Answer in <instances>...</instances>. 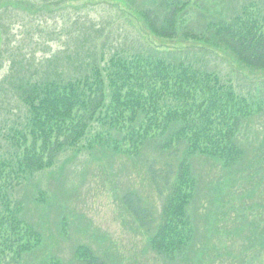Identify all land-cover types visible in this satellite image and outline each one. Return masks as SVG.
<instances>
[{
	"label": "trees",
	"instance_id": "trees-1",
	"mask_svg": "<svg viewBox=\"0 0 264 264\" xmlns=\"http://www.w3.org/2000/svg\"><path fill=\"white\" fill-rule=\"evenodd\" d=\"M112 1L120 8L127 6L148 35L177 43L206 42L241 68L264 70V0L240 4L232 0V9L225 13L218 6L210 13L206 7L204 13L199 6L197 18L189 15L190 0ZM191 19L198 27H190ZM150 40L149 51L115 50L106 56L95 50L98 58H74L75 63L70 62L63 72L55 70L58 58L48 60L42 73L20 60L10 63L0 88L6 91L11 85L17 109L21 106L24 113L17 122L18 112L6 110L11 123L7 127L3 121L5 131H0V257L17 263L42 243L41 233L22 217L24 204L15 192L83 138L91 139L90 148L125 158L144 156V163L149 160L144 148L161 152L158 159L145 164L148 183L162 200L159 216L155 218L134 190L121 197L126 211L148 233V249L157 256L172 259L194 245L192 204L200 198L201 188H210L204 184L200 163L214 166L208 177L216 192L211 199L217 205L212 211V232L226 213L222 191L233 182L252 188L254 196L249 192L246 199L262 198L263 203L256 201L250 208L255 222L263 217L255 209L264 206V180L259 187L262 174L257 167L264 154L253 149L252 142L242 141L240 134L244 123L252 122L264 104L239 94L218 71L178 58L176 43L173 47ZM236 174L243 180L236 181ZM234 200L230 197L228 202ZM261 222L257 228H263L260 245L264 247V218ZM74 256L82 264H104L85 244L77 245ZM44 264L65 263L51 257Z\"/></svg>",
	"mask_w": 264,
	"mask_h": 264
},
{
	"label": "rangeland",
	"instance_id": "rangeland-1",
	"mask_svg": "<svg viewBox=\"0 0 264 264\" xmlns=\"http://www.w3.org/2000/svg\"><path fill=\"white\" fill-rule=\"evenodd\" d=\"M249 1L239 0L238 4ZM231 2L190 0L189 15L199 17V6L204 13L206 7L210 13L217 6L225 13L232 9ZM212 17L216 16L212 14ZM195 21L191 19L193 23L190 27L193 29L198 27ZM146 32L139 19L129 13L127 6L120 8L119 3L112 0H0V51H3L0 52V83L13 61L20 60L24 66L39 68L42 73L48 60L58 58L55 70L63 72L70 62L75 63L74 58L90 55L98 58L95 50L104 52L106 56L115 50L126 53L149 51L152 39L156 44L161 40L173 47L176 43V47L180 48L178 58L218 71L239 94L264 104V70L251 72L241 68L226 53L211 49L206 42L179 40L180 43H177L178 40L168 41ZM87 50L89 54H86ZM7 87L6 91L0 88L2 133L5 131L3 121L7 127L11 123V119L6 117V110L18 112L17 122L24 113L21 106L17 109L11 85ZM259 113L252 122L244 123L240 138L252 142L250 146L259 149V154H264V106ZM90 141L83 138L74 148L62 152L57 163L36 173L30 182L15 192L16 198L24 204L22 217L41 233L43 240L17 263L14 259L6 260L11 257L1 256L0 264H44L51 257L59 258L65 264H82L74 256L79 244L90 246L104 260V264H264V247L260 245L263 228H257V222L264 218V206L255 209L263 213V217L255 222L250 207L256 201L263 202L258 195L254 200L246 199L247 194L252 192L248 185H235L233 182L227 190L223 189L221 197L223 202L226 201V213L224 217L219 215L221 217L214 224L216 231L212 232V211L217 205L211 199L216 192H212V182H208V177L212 175L210 171L214 168L209 162L198 165L206 181L204 184L210 188H201L200 198L195 201L196 205L192 204L195 238L191 250L186 253L187 248L172 259L152 253L148 249V233L126 211L121 197L126 191L134 190L155 218L159 216L162 200L148 183L145 164L154 157L158 159L161 152L144 148L149 158L144 163V156L142 159L119 157L109 150L101 152L90 148ZM4 148L2 145V150ZM257 167L262 174L259 180L261 187L264 160L260 158ZM237 174L235 180H243ZM230 197L235 198V206L233 202H228ZM63 224L66 236L61 230ZM213 242L216 245L214 248ZM189 254L193 260L189 259ZM3 260L4 263L1 262Z\"/></svg>",
	"mask_w": 264,
	"mask_h": 264
}]
</instances>
